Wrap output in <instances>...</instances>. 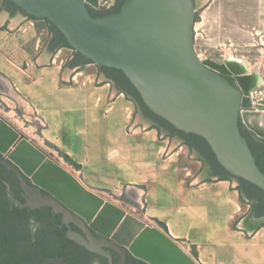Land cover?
Listing matches in <instances>:
<instances>
[{
  "label": "crops",
  "instance_id": "1",
  "mask_svg": "<svg viewBox=\"0 0 264 264\" xmlns=\"http://www.w3.org/2000/svg\"><path fill=\"white\" fill-rule=\"evenodd\" d=\"M8 24L0 25V82L40 121L53 150L78 166L74 172L87 189L130 194L145 219L194 249L198 264H264V225L256 221L264 215L253 216L257 201L249 202L236 181L196 182L204 161L183 142L167 152L169 139L162 140L155 124L130 127L135 102L110 81L97 83L99 74H85L89 64L61 80L74 53L69 47L58 45L49 64L37 65L51 34L47 23L26 17L11 29Z\"/></svg>",
  "mask_w": 264,
  "mask_h": 264
},
{
  "label": "water",
  "instance_id": "2",
  "mask_svg": "<svg viewBox=\"0 0 264 264\" xmlns=\"http://www.w3.org/2000/svg\"><path fill=\"white\" fill-rule=\"evenodd\" d=\"M6 1L19 11L13 18H8L13 9L5 2L0 11V25L5 19H9L7 27L11 29L27 16L46 20L62 35L67 46L83 59L98 67L120 71L151 113L178 131L204 139L219 165L230 175L226 178L241 186L249 202L250 199L257 201L253 216L264 215V195L238 180L242 179L264 191V174L256 166L248 144L239 130L241 124L258 140L264 141V114L261 111L264 110L261 107L264 101L252 106L248 89L237 75L233 76L239 87L232 86L223 77L229 74L223 66L212 63L208 58L199 60L194 53L193 14L206 0H125L118 13L99 17H93L89 13L90 7H97V0ZM49 29L50 38L36 59L37 65L49 64L52 52L60 45L50 26ZM75 53L62 70L61 80L68 81L69 74L82 63ZM223 63L227 67L233 65L238 72L245 71L241 62L234 59L230 62L225 59ZM102 81H110L116 87L113 80L99 71L97 83ZM245 81L252 84L254 80L249 78ZM0 86L7 89L1 82ZM135 105L136 114L130 127L137 123L144 127L150 124L159 126L144 116L140 107L136 103ZM164 134L169 132L160 127V135ZM250 139L252 143H258L254 137L251 136ZM180 142H183L182 139L173 136L167 152ZM191 154L192 157L204 161L196 176V182L205 178L225 177L220 171H215L196 149H191ZM0 164L15 173L24 193L25 207H48L53 213L61 215L63 223H73L82 230L87 241L68 232V237L77 244L101 254L104 253L100 248L110 247L120 255L117 264H124L126 251L145 264H154L135 255L130 248L112 238L102 234L100 239L94 238L91 231L95 230L87 225L81 214L58 196L34 183L1 150ZM27 180L31 185L27 184ZM41 191L45 194H41ZM256 221L258 225H264V217ZM173 263L167 261L161 264ZM42 264L64 262L45 260Z\"/></svg>",
  "mask_w": 264,
  "mask_h": 264
},
{
  "label": "rangeland",
  "instance_id": "3",
  "mask_svg": "<svg viewBox=\"0 0 264 264\" xmlns=\"http://www.w3.org/2000/svg\"><path fill=\"white\" fill-rule=\"evenodd\" d=\"M108 5V0H97L98 8L94 10H105ZM192 44L199 60L210 58L220 63L234 59L241 62L245 68L241 72L244 85L249 78L257 85L252 91L251 84L246 83L250 86L247 92L251 105L255 107L264 101V0H206L193 14ZM97 67L89 64L83 70L96 77L99 74ZM9 91L0 86V123L10 132L3 140L1 151L20 167L25 165L37 184L69 203L97 233L131 250L138 243L153 250L152 240L146 237L155 229L163 232L161 227L145 219L142 210L131 205L130 194L126 195L124 190L99 193L87 189L74 168L43 139L40 121ZM261 111L264 114V110ZM164 139H169L170 144L172 138L164 134ZM185 151L189 153L187 148ZM94 196L102 198V202H94ZM174 243L195 261L194 249Z\"/></svg>",
  "mask_w": 264,
  "mask_h": 264
},
{
  "label": "flooded vegetation",
  "instance_id": "4",
  "mask_svg": "<svg viewBox=\"0 0 264 264\" xmlns=\"http://www.w3.org/2000/svg\"><path fill=\"white\" fill-rule=\"evenodd\" d=\"M108 1L109 6L105 10L95 11L91 7L89 9H92L96 15H100L104 11L120 10L125 0ZM209 60L225 69L223 62L217 63L210 58ZM226 72L229 74L223 77L232 86L239 87L233 74L228 69ZM256 87L257 85L252 82V91ZM148 119L152 120L149 117ZM160 127L165 129L163 126ZM239 130L244 134L245 139L247 137L250 140L252 136L256 142H261L242 125ZM27 184L31 185L29 180ZM41 194L45 192L41 191ZM68 232L77 234L87 241L78 226L73 223H63L61 215L53 213L50 208L25 207L24 193L19 187L15 173L0 164V264H42L45 260H61L64 264H117L119 262L120 255L112 248H100L99 250L104 254L89 251L70 239ZM91 235L96 239L101 238V235L93 230ZM124 264L145 263L126 251Z\"/></svg>",
  "mask_w": 264,
  "mask_h": 264
},
{
  "label": "trees",
  "instance_id": "5",
  "mask_svg": "<svg viewBox=\"0 0 264 264\" xmlns=\"http://www.w3.org/2000/svg\"><path fill=\"white\" fill-rule=\"evenodd\" d=\"M6 4L9 6V8L15 10V11H19V9L17 7H15L12 3L6 1ZM119 10H109V11H104L102 12L100 15H96L94 13V11L92 9H89V13L91 16L93 17H99V16H104V15H109V14H115L118 13ZM24 14V13H23ZM27 16V15H26ZM28 18L32 19V20H36L33 17H29ZM52 29V31L55 34V38L59 41V43L64 46V47H68L65 40L63 39L62 35L46 20H44ZM75 53V52H74ZM77 58L80 59V61H82L85 64H92L90 61H87L85 59H83L79 54L75 53ZM98 71L102 72L103 74H105V76L108 79H111L114 81V83L116 84V87L123 93H125L126 95L130 96L131 100H133L142 110V113L144 116L151 118L152 120H154V122H156L159 126H163L168 132L170 136H177L180 139H182L183 143L190 149H196L199 153L202 154V156L208 160V162H210L212 168L215 171H220L225 177H230V175L224 171V169L219 165V163L217 162L214 154L212 153L210 147L208 146V144L204 141V139H202L201 137H198L196 135L193 134H186L183 133L181 131H178L177 129H175L174 127H172L169 123H167L166 121H164L163 119L155 116L153 113H151L147 107L143 104V102L140 99L139 94L137 93V91L130 85V83L128 82V80L124 77V75L117 70L114 69H108V68H104V67H97ZM241 127V124H239V129ZM240 134L244 137V134L241 132L240 130ZM246 142L248 144V147L252 153V156L255 159V163L256 166L259 168V170L264 174V141L258 142V143H252L251 139H247L246 137ZM57 151V153L59 154V156L70 166H72L74 169H77L78 166L76 164H74L66 155H64L61 151H59L58 149H55ZM240 182L243 183H247L250 186L254 187L255 190L259 191L261 194L264 195V191H262L261 189L257 188L256 186H253L252 184L243 181L242 179H238ZM159 226L166 231V227L161 224L158 223ZM194 256H195V251L193 250Z\"/></svg>",
  "mask_w": 264,
  "mask_h": 264
},
{
  "label": "bare ground",
  "instance_id": "6",
  "mask_svg": "<svg viewBox=\"0 0 264 264\" xmlns=\"http://www.w3.org/2000/svg\"><path fill=\"white\" fill-rule=\"evenodd\" d=\"M225 69L226 70L228 69V71H230L233 75H237L239 80L242 81L241 78L244 76V74L241 77V72H238L233 65H230V67H227L225 65ZM245 87H247L248 90L250 89V86L246 83H245ZM7 136H10V132L0 123V150L1 148H3V140L6 139ZM20 168L23 170L25 174L28 175V177L34 183H37V181L34 180L32 173L27 168H25V165L24 166L22 165V167ZM94 197H95L94 202L96 201L99 203L102 202V198L98 196H94ZM146 238L149 239L150 241L152 240L150 245L153 250L148 249L144 245L138 243V245H136L135 248L132 249V252L135 255L143 257L144 259L154 264H161L167 261H171L172 263L174 262L173 264H197L192 258H190L186 253H184L172 240H170L166 234L159 231L158 229L149 232ZM170 258L171 260H169Z\"/></svg>",
  "mask_w": 264,
  "mask_h": 264
},
{
  "label": "built area",
  "instance_id": "7",
  "mask_svg": "<svg viewBox=\"0 0 264 264\" xmlns=\"http://www.w3.org/2000/svg\"><path fill=\"white\" fill-rule=\"evenodd\" d=\"M97 7H98V6H97ZM97 7H96V8H97ZM252 102L255 103L254 101H252Z\"/></svg>",
  "mask_w": 264,
  "mask_h": 264
}]
</instances>
